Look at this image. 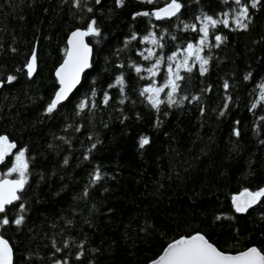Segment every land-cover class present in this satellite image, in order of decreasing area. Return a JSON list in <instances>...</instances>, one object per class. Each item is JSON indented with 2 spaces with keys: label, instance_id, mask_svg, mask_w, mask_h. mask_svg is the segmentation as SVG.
<instances>
[{
  "label": "trees",
  "instance_id": "16d2710c",
  "mask_svg": "<svg viewBox=\"0 0 264 264\" xmlns=\"http://www.w3.org/2000/svg\"><path fill=\"white\" fill-rule=\"evenodd\" d=\"M177 2L176 15L157 19L171 0H0V135L16 146L1 177L20 179L8 174L20 151L27 164L20 198L0 214L12 264H148L197 233L225 254L264 253V197L242 215L230 205L264 189V0ZM241 5L246 29L219 22L205 38L204 17L223 21ZM92 21L100 34L86 38L90 66L48 113L65 39ZM189 44L208 61L203 74L201 60L184 55ZM177 64L174 102L166 87L153 108L141 91L165 85Z\"/></svg>",
  "mask_w": 264,
  "mask_h": 264
},
{
  "label": "snow or ice",
  "instance_id": "6c2138e0",
  "mask_svg": "<svg viewBox=\"0 0 264 264\" xmlns=\"http://www.w3.org/2000/svg\"><path fill=\"white\" fill-rule=\"evenodd\" d=\"M80 0H76L77 6L79 5ZM149 3L152 0H148ZM99 3V0H97ZM118 4H122L123 0H117ZM235 3L240 5L241 0H235ZM260 3V0H251V7L255 8L257 4ZM181 5L177 2V0H171V3L167 5V7L160 9L154 15L157 19H161L163 16H174L179 11ZM91 11V9H89ZM138 15H149V13H139ZM227 15V14H225ZM248 18V8L241 5L239 9V13L236 19V24L240 28H247V24L243 23V19ZM222 22L227 26V20L217 21L212 19L211 17H204L205 26L200 29V31L204 32L205 38L208 35V26L215 27L217 23ZM96 22L92 21L87 31H76L72 33V37L69 39L68 43L71 46L69 50L66 52V59L61 67L57 70L56 75L59 78V83L61 85L59 91L56 92L55 98L48 105L46 111L48 113H52L57 105L62 101L67 99L68 93L72 91L77 83H79L80 73L84 68L88 67L87 62V53L88 48L87 45L83 44L82 38L87 35H99L98 29L95 27ZM188 27V26H186ZM133 39L136 37L133 36ZM148 37H145L147 40ZM216 41L219 43L222 41V37L216 36ZM153 44H157L158 41L152 39ZM205 43V39L200 40V45ZM187 52L189 56L195 54L196 59L201 60V74L206 71L204 65L208 63L206 59H203L200 55V48L189 44L187 47ZM152 52L149 50L148 56H145V59H149L152 56ZM175 55V54H174ZM173 59V57H169V60ZM35 60L36 56L33 53L31 61L27 64L28 75L31 76L35 71ZM160 61L157 60L156 64L152 66V68L147 69V71L155 76L156 69L159 65ZM183 65L186 67V70L191 72V67H187L188 65V57H185L183 61ZM181 64H177V71L173 72L171 65L168 68L169 78L165 85L162 87H146L141 91V95H145L146 93H151L152 95H148L147 99L152 104L153 108H159V101L153 98L154 95H158L160 92L164 91V88H170L171 91L167 93L169 98V103H173L172 100L173 94L179 85L176 81L183 79V77L179 74V68ZM141 69L136 67V72L140 73ZM248 77L246 76L245 79ZM15 77L9 76L8 80L11 82ZM116 84L123 85V78L118 77ZM228 85L225 83V88ZM123 90V89H121ZM193 99H196L195 97ZM105 102H107V96L105 97ZM123 103V101H121ZM86 107L85 102H81L79 105L80 110H83ZM255 107V105H253ZM223 115V113H221ZM239 135V132L236 133ZM140 147L143 148L146 144L149 143L147 137H141L140 139ZM15 148V144L9 142L7 136H0V162H2L7 156L11 149ZM24 152L20 151L16 156V164L9 170V174L12 172H19L20 179L19 180H0V213L5 211V206L8 204H12L14 200L19 199L20 197L17 195V191L22 189L26 179H25V170L27 168V164L23 161ZM100 179V173L97 171L94 180ZM248 197L246 201H241V197ZM260 197H264V189H261L258 192L251 193L245 191L241 193L240 197H233V202L235 204V209L237 212H245L249 207L257 202ZM23 218H18L14 221L15 224L20 225L22 223ZM9 220L5 217L2 221H0V225H7ZM0 264H12V250L8 245V242L3 238H0ZM153 264H264V253L258 251L255 247L249 248L246 251L240 252L237 255H227L219 251L216 247H214L205 237L199 233L194 234L188 238H181L176 240L173 243H170L168 247L165 249L163 255L159 257L158 260L153 261Z\"/></svg>",
  "mask_w": 264,
  "mask_h": 264
},
{
  "label": "water",
  "instance_id": "95a60500",
  "mask_svg": "<svg viewBox=\"0 0 264 264\" xmlns=\"http://www.w3.org/2000/svg\"><path fill=\"white\" fill-rule=\"evenodd\" d=\"M165 7H167V6H165ZM164 7V8H165ZM163 9V8H162ZM161 15H162V17H166V16H163V13H161ZM76 31H86V30H82V29H74V30H72L71 32H69V34L67 35V37H66V39H65V52H64V55H63V57H62V60H61V62L59 63V65L54 69V71H53V78H54V80L56 81V84H57V89L55 90V92L53 93V95H52V97H51V99H50V101H49V104L51 103V101L55 98V94H56V92L57 91H59V89H60V87H61V85H60V83H59V78L57 77V75H56V72H57V70L61 67V65L64 63V60L66 59V52L69 50V48L71 47L70 45H69V43H68V41H69V39L72 37V33L73 32H76ZM86 38H87V36H84L83 38H82V40H83V44L84 45H87V48H88V53H87V62H88V65L90 66V62H91V58H92V49H91V46L89 45V44H87V41H86ZM34 53V52H33ZM33 53L31 54V56L29 57V59H28V61H27V64L31 61V59H32V56H33ZM27 64H26V67H25V71H26V74H27V76L29 77V78H31L33 75H34V73H35V71L33 72V74L31 75V76H29L28 75V69H27ZM35 66H36V62H35ZM89 66L88 67H86V68H84L83 69V71L80 73V76H79V83H77L76 85H75V87L72 89V91L71 92H69L68 93V97H67V99L70 97V95L76 90V88L79 86V84H80V82H81V79H82V76L84 75V73L88 70V68H89ZM35 69H36V67H35ZM67 99H65V100H62L58 105H61V104H63ZM57 105V106H58ZM0 136H4V135H0ZM10 142V141H9ZM11 143H13V142H11ZM15 148H16V146H15ZM15 148H13V149H11V151H10V153L7 155V156H5V158H4V160L2 161V162H0V167L5 163V161L7 160V158H9L13 153H14V151H15ZM0 180H19V179H13V178H8V177H1V173H0ZM21 190V189H20ZM20 190H18L17 191V195H18V192L20 191ZM245 191H242V192H240V193H238V194H236V195H233V196H231V198H230V205H231V207L233 208V210L237 213V214H239V215H242V214H244V213H246L247 211H249L250 209H252L256 204H257V202H258V200H257V202L255 203V204H253L251 207H249L248 209H247V211H245V212H237L236 211V209H235V204H234V202H233V197H240L241 196V193H244ZM247 192H249V191H247ZM252 193V192H251ZM248 199V197H241V201H246ZM16 200H14L13 202H12V204L15 202ZM11 204H8V205H6L5 207H7V206H10ZM1 214V213H0ZM190 237V236H189ZM0 238H2L1 236H0ZM186 238H188V237H186ZM179 239H181V238H179ZM179 239H177V240H179ZM5 240V239H4ZM176 241V240H175ZM175 241H173V242H175ZM173 242H171V243H173ZM9 245V244H8ZM169 245V244H168ZM168 245L163 249V251L161 252V254L155 259V260H153V261H156V260H158L159 259V257L161 256V255H163V253H164V251H165V249L168 247ZM10 247V246H9ZM215 247V246H214ZM252 248V247H251ZM249 249V248H248ZM257 249V248H256ZM247 250V249H246ZM246 250H244V251H246ZM258 250V249H257ZM259 251V250H258ZM243 252V251H242ZM240 253V252H239ZM239 253H236V254H227V255H237V254H239ZM12 260H13V256H12ZM153 261H151L150 263H148V264H153Z\"/></svg>",
  "mask_w": 264,
  "mask_h": 264
},
{
  "label": "rangeland",
  "instance_id": "374dc122",
  "mask_svg": "<svg viewBox=\"0 0 264 264\" xmlns=\"http://www.w3.org/2000/svg\"><path fill=\"white\" fill-rule=\"evenodd\" d=\"M238 9L236 11L233 12V14L231 15V18L226 17L227 19L223 18L224 20H227V22H231L234 26L238 27L236 24V19L239 13V6L237 7ZM185 56H189L187 50L184 52ZM176 68V67H175ZM168 78H169V74H168ZM168 80V79H167ZM150 95H152L151 93H149ZM155 97V95L153 96V98ZM9 174V173H8Z\"/></svg>",
  "mask_w": 264,
  "mask_h": 264
}]
</instances>
